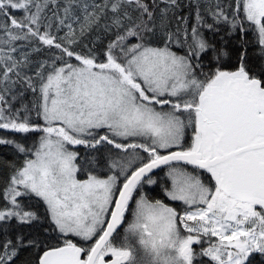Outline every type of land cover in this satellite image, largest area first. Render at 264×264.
Masks as SVG:
<instances>
[{
  "label": "snow or ice",
  "instance_id": "snow-or-ice-1",
  "mask_svg": "<svg viewBox=\"0 0 264 264\" xmlns=\"http://www.w3.org/2000/svg\"><path fill=\"white\" fill-rule=\"evenodd\" d=\"M0 264H264V0H0Z\"/></svg>",
  "mask_w": 264,
  "mask_h": 264
}]
</instances>
